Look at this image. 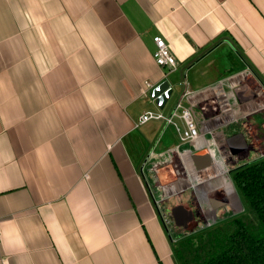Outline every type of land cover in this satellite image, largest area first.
Masks as SVG:
<instances>
[{
  "label": "crops",
  "instance_id": "1",
  "mask_svg": "<svg viewBox=\"0 0 264 264\" xmlns=\"http://www.w3.org/2000/svg\"><path fill=\"white\" fill-rule=\"evenodd\" d=\"M180 101L197 141L137 127ZM207 145L216 175L190 160ZM263 158L264 0H0V264H177L172 209L232 217L230 178Z\"/></svg>",
  "mask_w": 264,
  "mask_h": 264
},
{
  "label": "trees",
  "instance_id": "2",
  "mask_svg": "<svg viewBox=\"0 0 264 264\" xmlns=\"http://www.w3.org/2000/svg\"><path fill=\"white\" fill-rule=\"evenodd\" d=\"M232 179L243 214L183 241V264H264V158L236 170Z\"/></svg>",
  "mask_w": 264,
  "mask_h": 264
},
{
  "label": "built area",
  "instance_id": "3",
  "mask_svg": "<svg viewBox=\"0 0 264 264\" xmlns=\"http://www.w3.org/2000/svg\"><path fill=\"white\" fill-rule=\"evenodd\" d=\"M153 40L155 44L154 59L157 65L163 68H168L170 72L175 71L178 63L176 57L171 51L170 44L167 43L162 36H155ZM147 87L150 89L152 88V85L148 84ZM166 91L171 92V88L168 87ZM158 93L159 90L157 88L151 95L152 99L157 100L161 95H159ZM188 95H190V92L186 91L183 97ZM166 98L167 100H169L170 96L166 95ZM151 121H164L165 123L172 125L179 134L182 143L195 142L201 136V131L199 128L195 111L191 107L183 106L181 101L174 107V109L169 114H165L162 110L146 112L139 118L137 122V127L142 126ZM228 173V178H230ZM230 184L233 190H235V186L234 183L231 181V178ZM237 205V211H235L234 214L231 216L239 214L241 210V212L244 211L239 203Z\"/></svg>",
  "mask_w": 264,
  "mask_h": 264
},
{
  "label": "water",
  "instance_id": "4",
  "mask_svg": "<svg viewBox=\"0 0 264 264\" xmlns=\"http://www.w3.org/2000/svg\"><path fill=\"white\" fill-rule=\"evenodd\" d=\"M168 89H164L165 91ZM159 98L157 99L158 106L163 109L165 104L167 103L166 95H171L169 91H160L159 89ZM163 93V94H162ZM190 160L193 163L195 171L197 173L207 172L208 170L214 171L218 169V167L222 166L220 160L217 157L216 151L210 145H207L205 148H202L190 155ZM231 196V195H230ZM228 206V204H227ZM226 206V207H227ZM223 208V207H222ZM215 212V211H213ZM170 218L174 220L177 226L183 228V232L185 231L187 234H191L195 232L199 226L202 224V217L197 210V208L191 204H179L175 206L172 211ZM179 220H187L190 223L193 222L192 228H186L185 225L179 224ZM181 232V233H183ZM184 232V233H185Z\"/></svg>",
  "mask_w": 264,
  "mask_h": 264
},
{
  "label": "rangeland",
  "instance_id": "5",
  "mask_svg": "<svg viewBox=\"0 0 264 264\" xmlns=\"http://www.w3.org/2000/svg\"><path fill=\"white\" fill-rule=\"evenodd\" d=\"M223 180H224V182H225V180H226V178L224 177L223 178ZM232 181H233V179H232ZM234 192H235V194H236V196H237V198H238V203L242 206V209L244 210L245 208L244 207H246L245 206V204L243 203L244 201H243V199H242V197H241V195H239V193H238V191L235 189L234 190ZM197 210H198V208H197ZM199 211V210H198ZM224 211V209H221V212H223ZM242 211V210H241ZM240 211V213L239 214H237V215H240L241 213L243 214V212H241ZM199 213H200V211H199ZM201 215V214H200ZM236 216V215H235ZM235 216H232V217H235ZM201 217H202V215H201ZM232 217H229V218H224L222 221H220V222H216L215 221V218L213 217H211V220H213L214 222H203L200 226H199V228L195 231V232H193V233H191L190 234V236H187V237H183V238H179V242L180 243H178V244H176L175 245V248L176 249H181L180 251H178L177 253H178V255H177V253H176V263L177 264H183L182 262H183V259L181 260V258H180V256L182 257V255H183V251H182V246H183V241H185L187 238H192V239H194V237H196V236H198V235H201L202 233H204L205 231L206 232H208V231H210V230H212L213 229V227H217V226H219V225H223V224H225L226 222H227V220L228 219H230V218H232ZM173 227H174V225H173ZM172 229V228H171ZM176 252V251H175Z\"/></svg>",
  "mask_w": 264,
  "mask_h": 264
},
{
  "label": "bare ground",
  "instance_id": "6",
  "mask_svg": "<svg viewBox=\"0 0 264 264\" xmlns=\"http://www.w3.org/2000/svg\"><path fill=\"white\" fill-rule=\"evenodd\" d=\"M213 174H215L216 175V172L215 171H213ZM218 176L217 177H220V175H221V173H218L217 174ZM225 177V176H224ZM226 179H228V178H226ZM227 182V181H226ZM227 196V195H226ZM229 197H230V195H228ZM227 196V198H228V200H229V197ZM231 198V197H230ZM232 199V198H231ZM179 224H181V225H185V227L186 228H192V225H193V222L192 223H190L189 221H187V220H179Z\"/></svg>",
  "mask_w": 264,
  "mask_h": 264
}]
</instances>
